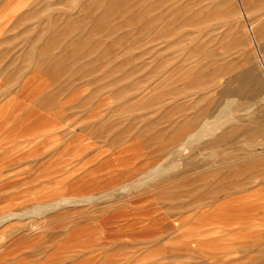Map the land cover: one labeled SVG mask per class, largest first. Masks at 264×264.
<instances>
[{"label":"rangeland","instance_id":"rangeland-1","mask_svg":"<svg viewBox=\"0 0 264 264\" xmlns=\"http://www.w3.org/2000/svg\"><path fill=\"white\" fill-rule=\"evenodd\" d=\"M0 264H264V0H0Z\"/></svg>","mask_w":264,"mask_h":264},{"label":"bare ground","instance_id":"bare-ground-1","mask_svg":"<svg viewBox=\"0 0 264 264\" xmlns=\"http://www.w3.org/2000/svg\"><path fill=\"white\" fill-rule=\"evenodd\" d=\"M233 118V117H232ZM222 122V121H221ZM224 122V121H223ZM222 122V123H223ZM220 123L219 121L210 122L209 124L203 126L194 136L191 137L192 140H198L205 136L213 135L220 127L224 124ZM155 173V172H154ZM157 173V172H156ZM66 200V199H64ZM64 203V202H63Z\"/></svg>","mask_w":264,"mask_h":264}]
</instances>
